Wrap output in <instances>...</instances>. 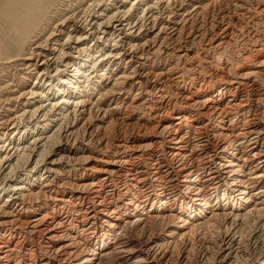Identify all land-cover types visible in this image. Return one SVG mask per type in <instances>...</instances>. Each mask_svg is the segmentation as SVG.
I'll use <instances>...</instances> for the list:
<instances>
[{"label": "bare ground", "instance_id": "6f19581e", "mask_svg": "<svg viewBox=\"0 0 264 264\" xmlns=\"http://www.w3.org/2000/svg\"><path fill=\"white\" fill-rule=\"evenodd\" d=\"M0 264H264V0H0Z\"/></svg>", "mask_w": 264, "mask_h": 264}, {"label": "rangeland", "instance_id": "374dc122", "mask_svg": "<svg viewBox=\"0 0 264 264\" xmlns=\"http://www.w3.org/2000/svg\"><path fill=\"white\" fill-rule=\"evenodd\" d=\"M51 48H52V47H51ZM19 72H20V71H19ZM14 73H15V72H11L10 75H11V74H14ZM9 79H10V78H9ZM32 79H33V78H32ZM32 82H33V80H32V81H29L28 85L25 86V87L31 86V85H32ZM20 83H22V82L20 81ZM14 85H15V84H14ZM4 109H7V106H5Z\"/></svg>", "mask_w": 264, "mask_h": 264}]
</instances>
